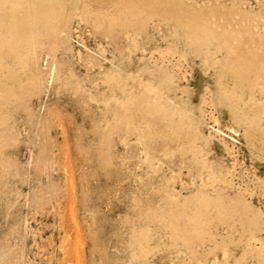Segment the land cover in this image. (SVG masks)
<instances>
[{"label": "rangeland", "instance_id": "1", "mask_svg": "<svg viewBox=\"0 0 264 264\" xmlns=\"http://www.w3.org/2000/svg\"><path fill=\"white\" fill-rule=\"evenodd\" d=\"M9 1L0 264H264V0Z\"/></svg>", "mask_w": 264, "mask_h": 264}, {"label": "bare ground", "instance_id": "2", "mask_svg": "<svg viewBox=\"0 0 264 264\" xmlns=\"http://www.w3.org/2000/svg\"><path fill=\"white\" fill-rule=\"evenodd\" d=\"M18 5H21V0H11V1H9V6H10L11 10H14ZM236 46H238V45H236ZM237 48H240V47H237ZM141 250H142V252L145 251L143 247H141Z\"/></svg>", "mask_w": 264, "mask_h": 264}]
</instances>
